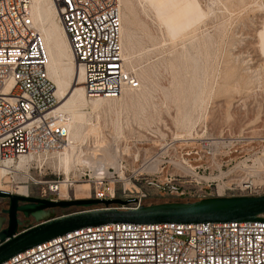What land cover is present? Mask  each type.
<instances>
[{"label": "rangeland", "instance_id": "1", "mask_svg": "<svg viewBox=\"0 0 264 264\" xmlns=\"http://www.w3.org/2000/svg\"><path fill=\"white\" fill-rule=\"evenodd\" d=\"M119 1L125 67L136 76L140 88L124 91L115 101L89 106L86 112L94 132L81 144V153L90 156L91 162L99 154V162H111L107 153L118 154L126 177L141 172L155 159L144 170L153 175L152 191L156 193L159 186L174 181L170 172L173 163L180 162L173 158L187 152L193 156L201 152V140H213L219 143L220 157L204 162L212 166L210 174L195 177L190 167L178 164L188 175L183 181L192 186L205 181L218 185L219 190L240 186L244 180L264 185V51L258 36L264 0H198L208 16L175 39L149 0ZM81 153L76 152V157L86 160L80 158ZM76 163L68 176L58 156L41 159L29 173L12 168L1 179L0 189L20 195L19 187L26 186V196L43 199L47 182L69 177L78 183L68 200H85L88 183L92 187L97 175L87 164ZM191 165H195L193 158ZM107 168L118 171L110 165ZM169 202L154 200L155 205ZM8 208L9 200L0 198V230L7 226L8 217L1 212ZM84 210L55 209L27 220L20 215V228Z\"/></svg>", "mask_w": 264, "mask_h": 264}, {"label": "built area", "instance_id": "2", "mask_svg": "<svg viewBox=\"0 0 264 264\" xmlns=\"http://www.w3.org/2000/svg\"><path fill=\"white\" fill-rule=\"evenodd\" d=\"M74 59L84 72V88L90 99H116L126 90H138L140 82L125 69L120 41L122 28L119 0H52ZM31 0H0V157L14 161L63 152L69 144L67 119L55 112L54 83L48 77L47 56L30 12ZM185 142V141H184ZM201 152L173 158L195 177L211 171L207 160L216 161L219 143L201 140ZM173 142L168 145L172 150ZM220 154V153H219ZM195 165H191V159ZM155 159H150L151 164ZM173 163V161L170 159ZM128 177L108 168L95 180L87 199L122 200L118 210H137L154 205L158 198L171 202H197L208 198L262 196L259 187H228L200 181H183L178 164L174 181L153 192L152 174ZM214 170H218V167ZM33 183L38 181L31 180ZM65 184L66 194L61 191ZM78 181L63 178L47 182L41 198L68 200ZM67 196V197H66ZM105 210L104 205L97 208ZM75 213H67L71 215ZM62 215V216H65ZM61 217V216H60ZM4 264H264V222L200 225L111 224L82 229L21 253Z\"/></svg>", "mask_w": 264, "mask_h": 264}, {"label": "bare ground", "instance_id": "3", "mask_svg": "<svg viewBox=\"0 0 264 264\" xmlns=\"http://www.w3.org/2000/svg\"><path fill=\"white\" fill-rule=\"evenodd\" d=\"M149 2L151 3V6L154 7L158 19L166 27L167 31L174 37V39L198 25L208 16V12L202 8L198 0H149ZM30 12L34 26L40 33L43 41V46L47 56L48 77L56 85V96L57 99L59 98V105L55 108V112L66 117L67 129L69 131V144L67 148L61 153H53L47 157H40L38 160L36 159L37 163L41 159H46L50 156H58L60 164L63 166L67 176L69 175L71 166H73L75 162L87 164L88 167L93 170L94 176L97 175L96 180L101 179L102 174L107 175V165L113 166L119 171L121 166L117 159L118 154L107 153L108 159L111 162H107V160L99 162V158L102 157L100 154L99 156L97 155L95 157H91L93 161L91 162L89 161L90 156L87 157L84 153H81V144L87 140L90 133L94 132L90 117L86 110L90 105L95 108L106 100L115 101L117 98H88L84 88L83 69L78 66L74 56L72 55L68 38L62 28V25L60 24L57 10L52 0H31ZM262 25L263 27L258 36L261 50L264 51V21ZM123 32L124 28L122 24L120 41L123 36ZM124 57L125 56L123 54V59L126 61ZM131 74L136 78L133 73ZM76 152L81 153L80 158L85 157L86 160L77 158ZM34 160V156H21L19 159L14 161H5L0 157V183L2 178H6V176L12 172V168L19 169L22 173L24 171L29 173V166H31V162ZM153 166H151V168H153ZM26 178H28V176H26ZM65 178L70 179L69 177ZM245 183L252 184V186L259 187L260 189L264 188V185L257 186L254 181L245 180L240 183L239 187L244 188ZM88 186L89 187L86 188L87 195H89V191L92 188L89 183ZM73 188L75 189V186ZM61 191L64 194L67 193L64 183H62ZM0 193L9 192L0 189ZM17 193L24 195L23 197H29L26 196L28 195V188L26 186H20Z\"/></svg>", "mask_w": 264, "mask_h": 264}, {"label": "water", "instance_id": "4", "mask_svg": "<svg viewBox=\"0 0 264 264\" xmlns=\"http://www.w3.org/2000/svg\"><path fill=\"white\" fill-rule=\"evenodd\" d=\"M0 198L9 200V208L3 211L8 217V223L0 230V264L69 233L111 224L189 226L264 222V195L217 197L197 202H169L143 206L137 210L110 208L112 205H128V201L122 200L88 199L55 202L9 193H0ZM100 205H104L106 209H94ZM71 208L85 210L57 217L35 226L20 228V215L27 220L46 211Z\"/></svg>", "mask_w": 264, "mask_h": 264}, {"label": "flooded vegetation", "instance_id": "5", "mask_svg": "<svg viewBox=\"0 0 264 264\" xmlns=\"http://www.w3.org/2000/svg\"><path fill=\"white\" fill-rule=\"evenodd\" d=\"M50 201H51V200H50ZM3 211H4V210H2V212H1L2 215L4 214ZM4 215H5V214H4ZM5 216H6V215H5Z\"/></svg>", "mask_w": 264, "mask_h": 264}]
</instances>
